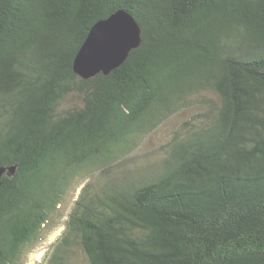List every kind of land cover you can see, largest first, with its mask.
Listing matches in <instances>:
<instances>
[{
    "label": "trees",
    "instance_id": "1",
    "mask_svg": "<svg viewBox=\"0 0 264 264\" xmlns=\"http://www.w3.org/2000/svg\"><path fill=\"white\" fill-rule=\"evenodd\" d=\"M118 9L140 45L107 75L77 76L91 25ZM69 93L79 105L57 111ZM192 96L203 109L160 159L126 167ZM0 165V264H21L80 176L45 264L76 251L86 264H264V0H0Z\"/></svg>",
    "mask_w": 264,
    "mask_h": 264
},
{
    "label": "rangeland",
    "instance_id": "2",
    "mask_svg": "<svg viewBox=\"0 0 264 264\" xmlns=\"http://www.w3.org/2000/svg\"><path fill=\"white\" fill-rule=\"evenodd\" d=\"M209 98L216 99V96L208 95ZM189 101L197 102L195 105L180 109L175 114L167 118L162 124H160L152 133L148 134L142 141L140 147L136 149L132 155L129 156L126 162V167L133 168L135 166L140 167L151 161H158L160 155L158 153L159 148L167 142L171 132L175 130L184 120L191 117L195 112L203 109V105L196 99V96H192ZM79 105V97L77 94L69 93L64 100H60L57 105V111L64 108ZM12 171V168H8ZM82 176L75 177L72 186L56 212L51 217L48 225V229L43 230L37 237L36 241L30 242L23 249L21 264H45L52 250L53 243L59 237L61 231L64 228V224L67 218V214L70 211L73 203L80 190V185L87 179L82 180ZM51 225V227H49ZM74 264H86L84 256L76 251L75 256L72 258Z\"/></svg>",
    "mask_w": 264,
    "mask_h": 264
},
{
    "label": "water",
    "instance_id": "3",
    "mask_svg": "<svg viewBox=\"0 0 264 264\" xmlns=\"http://www.w3.org/2000/svg\"><path fill=\"white\" fill-rule=\"evenodd\" d=\"M142 28L126 10L118 9L95 21L72 60V71L83 79L107 75L141 43ZM6 167L0 165L1 178Z\"/></svg>",
    "mask_w": 264,
    "mask_h": 264
},
{
    "label": "clouds",
    "instance_id": "4",
    "mask_svg": "<svg viewBox=\"0 0 264 264\" xmlns=\"http://www.w3.org/2000/svg\"><path fill=\"white\" fill-rule=\"evenodd\" d=\"M76 75H77V74H76ZM96 75H97V74H96ZM77 76H78V75H77ZM90 78H91V77H90ZM1 166H2V165H1ZM4 167H5V166H4ZM6 170H7V168H6ZM6 170H5V171H6ZM1 179H2V178H1Z\"/></svg>",
    "mask_w": 264,
    "mask_h": 264
}]
</instances>
